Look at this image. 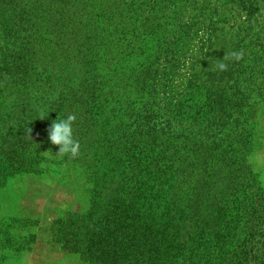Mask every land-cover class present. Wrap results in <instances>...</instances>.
<instances>
[{"label":"rangeland","instance_id":"rangeland-1","mask_svg":"<svg viewBox=\"0 0 264 264\" xmlns=\"http://www.w3.org/2000/svg\"><path fill=\"white\" fill-rule=\"evenodd\" d=\"M49 1L0 0V69L4 61V15L13 12L14 21L19 24V18L41 2L42 10H46L37 11L42 23L36 21L33 28L23 24L31 30L24 36L32 38L35 47V72L43 81L50 77L53 88L45 79L40 92L28 90L24 103L39 112V119L47 117L49 121V114H56V120L73 110L77 115L74 138L81 144L80 154L74 160L56 159L58 147L53 145L40 151V157H44L39 161L40 167L34 166L33 158L22 159V164L29 167L26 169L38 170L35 174L14 176L7 170L0 171V264H67L70 256L78 257L77 264L103 263L99 258L102 254L87 251L88 245L99 238L97 233H102L100 226L105 221L101 219L102 211L92 202L93 179L87 168L91 159L83 152L86 139L80 134L79 113L76 107L66 104L56 110L57 104L52 107L50 102L59 100L66 89L72 94L85 83L87 66L82 46L90 32L96 45L106 44L109 49L107 56L100 54L94 64L95 75L108 85L103 87V93L109 92L110 87L120 94L125 87L132 92L135 74L146 73L144 93L154 91L152 101L159 111V127L165 125L169 111L176 108L182 113L173 126V131L181 135L168 140V155L176 162L182 160L183 165L188 159L195 183L205 182L202 190L210 193L200 206L197 197L187 208L178 205L182 213L158 201L164 198L136 201L140 217L159 221L171 210L184 224L191 219L209 222L214 228L212 235H264V218L262 222L258 220L262 223L260 231L251 232L250 221L240 223L244 219H237L245 206L264 208V164L255 159L264 158V0H68L67 8L63 0ZM68 9L78 18L74 31L66 29H72L73 24H64ZM50 10L57 14L55 20L48 14ZM182 28L186 34H181L176 67L165 70V54L159 49L174 41ZM135 46L143 50H133ZM241 49L245 53L242 61L225 60L228 53ZM221 61L228 64L227 71L216 69ZM155 70L158 74L151 82ZM4 74L0 72V77ZM189 93L195 98L188 97ZM211 94L218 98L212 97L209 103ZM18 98L14 89L0 93V139L18 127L22 108L17 105ZM214 99L221 101V106L213 104ZM208 105L217 111L206 114L210 111ZM199 110H203L201 114ZM199 115L207 117L210 125L218 126L210 132L214 138L197 144L193 137L184 136L186 128L199 123ZM8 148L9 145L3 149ZM130 149L121 152L126 162L120 165L113 187L104 191L107 197L122 186L120 173L124 165L128 166L125 155ZM119 153L117 148L107 152L116 158ZM209 158L212 161L206 163ZM181 178V174L177 175L178 180ZM172 191L168 189L161 196L169 198ZM149 206L155 213H150ZM205 206L209 209L205 210ZM89 237L92 239L87 241ZM106 257L107 264H119L113 249Z\"/></svg>","mask_w":264,"mask_h":264},{"label":"trees","instance_id":"trees-1","mask_svg":"<svg viewBox=\"0 0 264 264\" xmlns=\"http://www.w3.org/2000/svg\"><path fill=\"white\" fill-rule=\"evenodd\" d=\"M65 1L68 0L61 1L62 4H65ZM40 3L36 4L33 11L24 13L23 18H19V24L15 23L13 12L6 13L2 23L5 27L3 39L5 46L2 47L1 57L4 61H2L3 67L0 72L4 71L6 75L0 77V93L5 92L8 88L14 89L19 96L17 105L22 108L17 118L18 127L15 132L8 133L5 138L0 139V171L7 170L10 175L14 176L35 174L38 170L35 167L32 170L26 169L29 167L22 164V159L25 156L33 158L34 166L40 167L39 161L44 158L40 157V151L45 147L53 146L49 141L47 129L55 120L56 114L48 115L51 118L50 121L46 119L47 117L39 119V112L24 103L28 96V90L40 92L45 85V79V82H48L53 88L52 83L49 82L50 77L43 81L35 72L38 68L35 47L32 38L24 36L31 30L28 27L24 28L23 24L33 28L36 21L39 25L42 23L40 22L42 18L37 12L43 11ZM49 3H52V0ZM67 5L66 2L65 8ZM68 11L69 13L64 11L68 14L64 24H73L72 29L69 27L66 29L74 31L78 18L74 16L76 13L73 10L68 9ZM48 14L54 20L57 17V14L52 10ZM91 34L92 32L85 38L87 47H85L86 45L82 46L87 66L85 83L79 90L72 91V94L66 89L61 93L59 100L50 101L53 102L52 107L57 104L56 110L62 108L64 104L76 107L82 129L80 134L81 136L85 135L86 139L83 144L86 145L83 152L87 153L85 156L91 159L87 168L91 170L93 179L92 194L95 199L92 202L94 201L93 204L102 211L101 219L105 223L100 226L102 233H97L100 235L99 238L96 237V241H92L88 245L87 251L90 253L96 251L102 254L99 257L102 264H107L105 260L109 249H113V253L116 255L115 260L119 264H264V235H212L214 228L209 222L191 219L188 224H184L176 217V214L173 215L171 210L161 215L159 221L152 217L148 219L140 217V208L137 207L136 201L164 198L158 201H163L179 210L178 205L187 208L189 203L193 204L195 197H197V202H200V206L208 199L210 193L202 190V184L205 182L199 183L196 180L195 183L192 169L189 170L191 163L188 159L185 160L186 165H183L182 160L179 163L177 158L176 162L174 157L168 155L170 146L168 140L170 138L177 139L181 135L179 132L173 131V126L178 122L182 113L176 108L169 111V118L165 121V125L159 127L157 123L159 111L155 109L157 105L152 101L154 91L148 90L144 93L146 89L143 78L145 79L146 73L135 74L133 78L135 89L132 92L131 90L127 91L125 87L123 93L120 94L118 89L114 90L113 87H110L109 92L103 93V87L108 85L103 84L99 76L95 75L94 64H97L100 54L108 53L109 49L106 50V44L96 45L94 36L92 38ZM181 34H186L184 28L180 30L174 41L159 49V52L162 51L165 54L163 58L165 70L169 68L173 70L176 67ZM133 50L141 52L143 47L135 46ZM123 51L124 47L121 54ZM111 60L117 59L112 58ZM157 71H154L153 77L150 79L151 82H154L152 79L156 78ZM191 93L195 92L191 90ZM145 95L149 97L147 101ZM188 97L195 98L190 93ZM212 97L218 98L216 94H211L209 103ZM217 100L214 99L212 103L219 107L221 101ZM208 107L210 111L206 114L210 112L213 114L217 111L210 105ZM202 111L199 110V113L201 114ZM219 118L221 120L222 117ZM197 121L199 123L194 128H186L184 137L186 139L193 137L194 143L197 144L214 138L210 132L218 125H210V122H206L207 117L201 118L200 115ZM28 128L32 130L30 137L26 132ZM159 132H161L160 135ZM147 142L151 143L147 144ZM140 143L144 147H141ZM7 145H9L8 150H4L3 148ZM128 147L132 149L125 155L128 158V166L124 165V171L120 173L123 176L122 186L113 196L107 197L104 191L113 187L115 175L121 168L120 165L126 162L122 158L121 152H125ZM115 148L120 152L119 157H112L111 154L108 156L107 152ZM210 161H212L210 158L205 160L206 163ZM179 174L182 175V178L178 180L177 175L179 176ZM168 189L173 190L171 196L169 198L162 197L161 194L166 193ZM184 195L186 197H183ZM262 201L264 202V199ZM207 209L209 207L205 206V210ZM148 210L150 213H155V210H151V206L148 207ZM179 211L183 212V210ZM241 217L244 220H241L240 223L244 221L248 224L250 221L248 227H252L249 229L250 232L253 229L260 231L262 223H259L258 220L261 219L262 222L264 208L260 210L255 206H245L237 219ZM110 221L112 230L108 227ZM183 233L185 235H182ZM92 237L86 240L90 241ZM228 247L233 251L231 252Z\"/></svg>","mask_w":264,"mask_h":264},{"label":"clouds","instance_id":"clouds-1","mask_svg":"<svg viewBox=\"0 0 264 264\" xmlns=\"http://www.w3.org/2000/svg\"><path fill=\"white\" fill-rule=\"evenodd\" d=\"M244 51L241 49L239 51H233L225 56V60L231 59L234 62H240L244 59ZM219 71H227L228 64L221 61L216 66ZM77 121V115L75 113L67 114L64 118H57L54 120L50 127L47 129L48 138L52 145L58 147V153L56 154V159H63L65 157L69 159H76L80 154L81 144L78 140L74 138V128L73 125ZM29 137L31 136L32 130L30 128L26 129ZM48 153H51L49 151ZM257 162L264 164V158L255 157ZM78 257L70 256L67 260V264H77Z\"/></svg>","mask_w":264,"mask_h":264}]
</instances>
